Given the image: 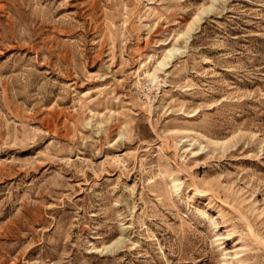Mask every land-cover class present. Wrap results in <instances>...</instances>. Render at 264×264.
Wrapping results in <instances>:
<instances>
[{
	"label": "rangeland",
	"instance_id": "rangeland-1",
	"mask_svg": "<svg viewBox=\"0 0 264 264\" xmlns=\"http://www.w3.org/2000/svg\"><path fill=\"white\" fill-rule=\"evenodd\" d=\"M0 264H264V0H0Z\"/></svg>",
	"mask_w": 264,
	"mask_h": 264
}]
</instances>
